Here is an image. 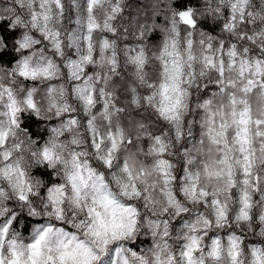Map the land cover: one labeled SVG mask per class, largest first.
Wrapping results in <instances>:
<instances>
[{
  "label": "clouds",
  "instance_id": "clouds-1",
  "mask_svg": "<svg viewBox=\"0 0 264 264\" xmlns=\"http://www.w3.org/2000/svg\"><path fill=\"white\" fill-rule=\"evenodd\" d=\"M0 264H264V0H0Z\"/></svg>",
  "mask_w": 264,
  "mask_h": 264
}]
</instances>
